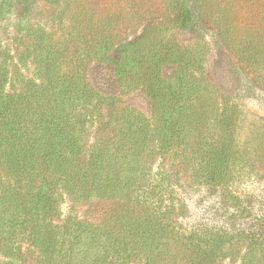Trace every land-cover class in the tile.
<instances>
[{"label":"trees","instance_id":"16d2710c","mask_svg":"<svg viewBox=\"0 0 264 264\" xmlns=\"http://www.w3.org/2000/svg\"><path fill=\"white\" fill-rule=\"evenodd\" d=\"M39 1L57 33L29 27L16 65L0 44V264H264V191L236 192L264 170V118L245 105L264 101V0H252L261 12L251 22L238 17L241 0H163L179 32L210 23L244 66L240 92L232 69L206 78L204 45L160 36L120 51L119 15L98 16L102 0H0V19ZM139 87L149 117L121 103ZM166 155L219 197L223 227L180 222L181 182L156 165ZM93 202L111 207L97 222L79 217Z\"/></svg>","mask_w":264,"mask_h":264},{"label":"rangeland","instance_id":"374dc122","mask_svg":"<svg viewBox=\"0 0 264 264\" xmlns=\"http://www.w3.org/2000/svg\"><path fill=\"white\" fill-rule=\"evenodd\" d=\"M99 4V8L102 7L96 12L98 16L119 15L116 45L119 46L118 49L121 47L120 51L126 44L134 45L149 39L157 40L160 36L182 48L184 46L195 48L199 45H204L208 52L206 78L210 79L209 81L213 82L215 80L217 70L226 68L229 71L232 69L234 75L228 80L230 81L232 78L231 82L234 83L233 88L236 92L242 91L247 86L246 77L242 72L244 66L216 44L210 23L195 22L189 31L179 32L172 28L170 17L164 10L163 0H102ZM258 9L256 5H253L252 0H241L238 17L243 19V21L251 22L256 19V14H260L261 10ZM52 11L51 6L39 1L26 17L20 11H14L11 14H6L5 19H0V44L6 45L10 55L14 56L11 65H16L18 54L29 48L27 41L29 27L43 28L48 32L57 33L60 26L57 22H54ZM27 66L29 70L23 68L22 71L29 77L32 75L31 72L34 66L31 63H28ZM177 67V63L173 61L167 62L163 68V76L167 79L172 78ZM220 82L223 87L229 85L223 78ZM255 88L260 93L261 89L256 86ZM121 103L125 106L134 107L145 116L149 117L151 114L150 98L143 87L130 91L128 95L123 96ZM245 105L248 111L264 118V101H260L259 104L254 99H248L245 100ZM104 116H106L105 111ZM94 139L92 136L91 141H94ZM156 165L168 173L178 175L172 174L175 180L179 179L183 187V193L179 194L178 197L186 204L184 216L180 219L184 226L196 228L223 227L224 223H226V215L222 210V203L219 197L211 195L200 187L191 186L186 175L179 172L178 160L171 155L157 159ZM263 191L264 170L258 176L242 181L236 187V192L239 196L252 195L257 198L262 196ZM110 207L111 205L106 203L93 202L77 207V213L79 217L97 222L109 211ZM223 264L237 263L224 262Z\"/></svg>","mask_w":264,"mask_h":264}]
</instances>
